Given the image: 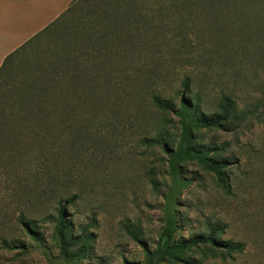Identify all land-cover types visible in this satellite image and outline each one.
<instances>
[{
  "label": "rangeland",
  "instance_id": "374dc122",
  "mask_svg": "<svg viewBox=\"0 0 264 264\" xmlns=\"http://www.w3.org/2000/svg\"><path fill=\"white\" fill-rule=\"evenodd\" d=\"M128 56V77L84 112L79 133L66 132L20 170L30 190H0V238L26 247L0 245V264H264V15L243 29L233 21L163 20ZM185 79L205 113L217 112L223 95L248 111L234 128L199 132L197 148L217 145L211 155L226 161L221 179L191 158L172 177L151 140L166 133L175 146L177 119L158 110L152 96L177 103ZM10 83H0V94ZM61 204L72 233L62 246L54 237ZM172 210L178 222L169 244L217 225V240L242 248L206 244L184 249L182 261L160 259L159 236ZM20 213L37 220L41 243L22 231ZM83 232L88 239L75 238ZM144 247L156 255L148 257Z\"/></svg>",
  "mask_w": 264,
  "mask_h": 264
},
{
  "label": "trees",
  "instance_id": "16d2710c",
  "mask_svg": "<svg viewBox=\"0 0 264 264\" xmlns=\"http://www.w3.org/2000/svg\"><path fill=\"white\" fill-rule=\"evenodd\" d=\"M262 15L264 0H71L58 17L7 55L0 66V83L11 81L9 89L0 94V190L9 193L30 190L23 175L26 162L37 155L44 156V150L61 141L66 132L73 136L79 133L84 112L96 110L100 98L106 97L122 77H128L126 60L130 51L140 49L158 22L202 18L238 22L243 29ZM188 83L185 79V92L179 95L177 103L160 94L152 96L158 110L171 112L177 119L179 133L175 146L166 133L151 140L160 144L167 156L172 177L180 175L182 165L191 158L198 159L221 179L226 161L211 155L219 149L217 145L197 148L199 132L205 128H234L246 119L248 111L223 95L218 111L207 114L198 99L192 100ZM186 92L188 99L183 96ZM186 181L183 177L182 182ZM48 219L46 215L44 220ZM55 221L54 237L61 246L65 245L72 235L65 221V205L58 207ZM18 222L32 240L42 242L37 220L20 213ZM177 222L176 212L167 211L159 236V241L164 242L160 259L167 256L182 261L180 253L184 249H198L206 244L232 251L242 248L239 242L217 240L215 231L220 230L217 225L208 234H196L169 244ZM75 238L89 237L83 232ZM0 245L4 249H26L24 243L4 236ZM144 250L150 258L156 255L146 247Z\"/></svg>",
  "mask_w": 264,
  "mask_h": 264
},
{
  "label": "crops",
  "instance_id": "0c3cea01",
  "mask_svg": "<svg viewBox=\"0 0 264 264\" xmlns=\"http://www.w3.org/2000/svg\"><path fill=\"white\" fill-rule=\"evenodd\" d=\"M71 0H0V66L5 57L51 23Z\"/></svg>",
  "mask_w": 264,
  "mask_h": 264
}]
</instances>
